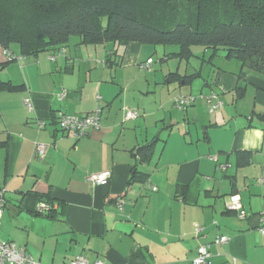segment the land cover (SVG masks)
I'll return each instance as SVG.
<instances>
[{
    "label": "crops",
    "instance_id": "1",
    "mask_svg": "<svg viewBox=\"0 0 264 264\" xmlns=\"http://www.w3.org/2000/svg\"><path fill=\"white\" fill-rule=\"evenodd\" d=\"M111 49L73 38L64 53L26 57L15 47L18 59L8 62L0 45V238L38 264L76 257L192 264L207 244L211 264H264V75L238 60L233 67L215 63L220 52L207 50L195 54L200 62L191 72H181L187 60L173 58L181 61L177 69L160 78L154 62L142 67L158 53L154 45L129 43L108 61ZM166 55L161 63L171 60ZM160 85L169 96L181 91L203 100L170 108L172 99L158 98ZM214 93L223 109L212 114L204 97ZM98 109L101 126L82 138L56 122ZM127 110L139 116L127 120ZM37 144L46 147L43 158ZM150 144L152 154L141 158ZM102 173L110 174L106 183L90 180ZM234 196L244 219L227 209ZM42 199L53 208L42 209ZM220 236L229 242L215 245Z\"/></svg>",
    "mask_w": 264,
    "mask_h": 264
},
{
    "label": "trees",
    "instance_id": "2",
    "mask_svg": "<svg viewBox=\"0 0 264 264\" xmlns=\"http://www.w3.org/2000/svg\"><path fill=\"white\" fill-rule=\"evenodd\" d=\"M182 1L0 0V45L29 57L62 51L79 38L82 44L111 45L108 61L133 42L178 47L165 58L187 61L198 46L225 51L226 59L264 75V0H186L196 7L187 17L178 12ZM152 152L150 144L139 154L144 159Z\"/></svg>",
    "mask_w": 264,
    "mask_h": 264
},
{
    "label": "built area",
    "instance_id": "3",
    "mask_svg": "<svg viewBox=\"0 0 264 264\" xmlns=\"http://www.w3.org/2000/svg\"><path fill=\"white\" fill-rule=\"evenodd\" d=\"M65 50L62 51L64 53ZM5 55L7 59L10 61L17 60L18 57L15 56L10 51H5ZM55 60V57L51 58ZM152 59L148 60L145 64L142 65L144 69H149L152 64ZM209 105V110L212 114L219 112L223 109V103L219 100L218 96L214 93L204 97ZM196 101V97L194 96H180L175 100V105L179 109H187L192 106ZM25 106L28 109H32V102L30 99L25 100ZM139 116L138 112L127 110L126 119H136ZM101 110L85 115V116H77V115H62L58 117V126L61 130L67 131L71 133L76 138H82L88 135L91 129H96L101 126ZM44 126L43 123H40L39 127L42 128ZM37 153L40 157H44L46 153V147L41 144H37ZM110 178L109 173L102 174H94L90 177V180L96 184H104ZM156 190V188H154ZM6 203L4 199V192L0 190V228L2 223V218L4 214ZM49 206L46 204L42 205V209H46ZM227 209L230 211H235L238 213L239 217L244 219L246 217L245 211H243L241 200L239 196L231 197L230 202L227 204ZM262 221L264 222V216ZM201 228L199 226L196 227V232L199 233ZM261 232L264 234V228L261 229ZM229 242V238L226 236H220L215 241V245H226ZM211 244L202 245L198 248V255L193 260L192 264H211ZM0 264H38L32 256H30L23 247L18 246L13 242H6L0 238ZM69 264H91L84 257H76ZM95 264H102L101 261H98Z\"/></svg>",
    "mask_w": 264,
    "mask_h": 264
},
{
    "label": "rangeland",
    "instance_id": "4",
    "mask_svg": "<svg viewBox=\"0 0 264 264\" xmlns=\"http://www.w3.org/2000/svg\"><path fill=\"white\" fill-rule=\"evenodd\" d=\"M182 2H183V4L180 2L179 3V8H178V12H179L180 16L187 17L188 15L193 14L194 12H196V7H194L193 5L188 4L186 0H184ZM154 47H157L159 51L151 59L154 62L155 70H158V72L160 74V78L162 76V73H161L162 70L167 69V68L172 69V70H176L179 62H181V61L175 60V59H173V60L171 59L168 62H162L161 63L159 60L160 59H164V50H165V52H167V54H169V53L173 52L171 50L174 49V51H175V50H177L178 47H175V46H169V47L154 46ZM193 50H194V53L196 54V56L197 55H201L202 56V53L204 51L203 48L198 47V46L194 47ZM168 51H171V52H168ZM219 52L220 53H218V56H216L214 58V62L215 63H218V64L221 63V65H225L227 67H233V66H237L239 64V62L237 60H235V59H233L231 61H227V59L224 58L225 55H226V52L225 51H219ZM210 55H211L210 52L207 53L206 54V58H209ZM196 56L192 58L191 63H187V61H182V64H181V72H185L186 69L189 72H191L192 71V66L193 65L196 66V65L199 64L200 59L196 58ZM150 76L151 75H149V77ZM162 88H163L162 85H160L159 88H158V91H159L158 98H160L161 96H163L162 98H163L164 101L165 100H169L170 101V99H172V103H174V104L170 105V108H177L175 106V100H176L177 97L182 96L181 91H177L176 93H174L171 96H169L170 94H168V87H165V89H162ZM193 88H195V90H198L197 84L193 85ZM187 89H188V87H185L184 88V91H187ZM168 96L171 97V98H168ZM195 97H197L198 100H203L201 98L202 97V94H198ZM154 98L155 97H153V99ZM155 99H157V98H155ZM160 112L161 111L158 110V117H160L162 115ZM155 120H156V118H151L150 119V126H153V127L156 126ZM160 128H162V127H160ZM163 137H165V136H163Z\"/></svg>",
    "mask_w": 264,
    "mask_h": 264
}]
</instances>
